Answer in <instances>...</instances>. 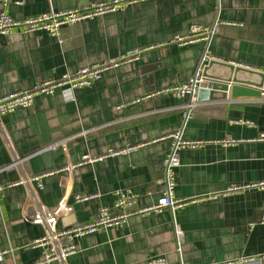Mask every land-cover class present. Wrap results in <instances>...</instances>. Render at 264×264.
<instances>
[{"label": "crops", "instance_id": "0c3cea01", "mask_svg": "<svg viewBox=\"0 0 264 264\" xmlns=\"http://www.w3.org/2000/svg\"><path fill=\"white\" fill-rule=\"evenodd\" d=\"M98 1L0 0V15L24 19ZM192 24L216 26L209 49L217 60L264 72V0H135L123 10L64 26L59 36L45 30L0 35V97L146 48L138 60L76 89L74 100L60 91L39 95L31 107L0 119V249H14L0 264L40 258L33 243L47 228L27 214L60 207L55 229L62 230L93 220L101 208L119 214L120 191L136 196L134 209L156 204L177 131L185 140L206 142L179 152L175 194L191 201L79 238L77 252L53 264H149L157 256L169 264H264V186H251L264 183V102L233 99L230 90L226 101L195 100L186 119L191 97L167 89L200 66L205 42L172 41L186 36ZM229 138L236 143L225 144ZM129 146L136 148L109 153ZM45 149L56 152L55 168L32 172L27 158ZM84 156L97 159L84 162ZM37 174H45L41 188L21 182ZM231 189L236 191L215 196ZM78 195L92 197L79 202Z\"/></svg>", "mask_w": 264, "mask_h": 264}, {"label": "built area", "instance_id": "2783aa9c", "mask_svg": "<svg viewBox=\"0 0 264 264\" xmlns=\"http://www.w3.org/2000/svg\"><path fill=\"white\" fill-rule=\"evenodd\" d=\"M135 0H103L94 2L84 8H73L68 10H52L37 16H31L24 19H15L12 16L1 13L0 15V35H5L14 30H21L23 33H31L35 31L45 30L53 36H59L61 28L67 25H73L82 20L95 18L106 14L108 12H116L123 10L130 3ZM216 33V26L207 27L201 24H192L186 36H176L173 42L187 44L194 41H203L207 45L204 49L200 66L194 76L186 81L169 87L167 91L173 92L177 97H191V102L186 106L185 117H190L196 105L198 94L201 89H206L210 85V80L203 75L204 67L210 60L216 59L209 49L211 38ZM146 48L129 50L121 53L118 56L110 58L104 62L92 64L81 67L74 73H66L58 78H48L39 80L33 88L25 91L14 92L3 97H0V119L18 108H28L34 103V100L39 95H53L60 91L68 100H74V91L78 88H86L92 86L97 80L103 77V74L111 69L118 67L124 63L138 60L141 53ZM264 102V89L259 97ZM173 144L170 153L165 159V188L162 196L158 202L152 206L144 209H134L136 204V196L131 193L120 191L118 192V199L115 207L121 212L119 214H112L108 208H101L96 214L95 218L89 222L75 224L73 226L56 230L60 207L40 209L33 215L27 214L26 217L30 222L40 223L46 226L47 234L34 241L33 245L41 248V256L33 264H53L56 261L64 262L69 256L77 252V240L86 235L93 234L102 228L116 227L125 223V221L133 215L148 214L151 212H162L164 209L175 211L176 209L188 204L191 200L178 198L175 194L177 185L176 168L180 165V150L185 147H197L203 145L204 141L185 140L182 137V132L177 131L171 134ZM264 139V135L262 136ZM225 144H234L236 140L226 139ZM136 146H129L118 151L109 152L112 154L127 153L134 150ZM51 149H55L52 147ZM26 159V158H25ZM97 158L91 156H84V162H92ZM23 160V159H21ZM21 160L13 161L10 166H16ZM74 165L67 166L65 169L70 170ZM47 174V173H46ZM45 174L25 175L21 182H32L37 187H42V178ZM251 186H264L262 184H255ZM240 189V188H235ZM226 190L220 194H226L231 191ZM2 185L0 184V192ZM92 196H77V201L83 202L90 199ZM128 208V210H126ZM176 235L178 247L183 240V232L177 225ZM14 249L6 248L0 249V260L7 256H13ZM240 260H231L218 264H239ZM16 264V263H14ZM149 264H169L164 256H157L150 259Z\"/></svg>", "mask_w": 264, "mask_h": 264}, {"label": "water", "instance_id": "95a60500", "mask_svg": "<svg viewBox=\"0 0 264 264\" xmlns=\"http://www.w3.org/2000/svg\"><path fill=\"white\" fill-rule=\"evenodd\" d=\"M203 75L210 80V85L200 90L198 101H226L230 90L233 99L259 98L264 89L263 71L217 59L207 63ZM55 156L54 150L45 149L30 155L26 161L32 172L41 173L55 168Z\"/></svg>", "mask_w": 264, "mask_h": 264}]
</instances>
